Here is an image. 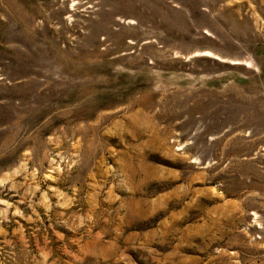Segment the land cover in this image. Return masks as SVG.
<instances>
[{
    "label": "rangeland",
    "instance_id": "1",
    "mask_svg": "<svg viewBox=\"0 0 264 264\" xmlns=\"http://www.w3.org/2000/svg\"><path fill=\"white\" fill-rule=\"evenodd\" d=\"M0 264H264V0H0Z\"/></svg>",
    "mask_w": 264,
    "mask_h": 264
}]
</instances>
